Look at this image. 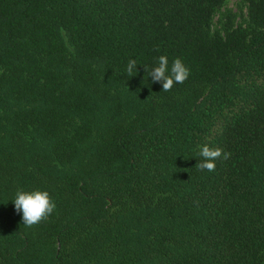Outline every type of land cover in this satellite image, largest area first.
<instances>
[{"label":"trees","instance_id":"trees-1","mask_svg":"<svg viewBox=\"0 0 264 264\" xmlns=\"http://www.w3.org/2000/svg\"><path fill=\"white\" fill-rule=\"evenodd\" d=\"M226 1L0 0V264H264V0Z\"/></svg>","mask_w":264,"mask_h":264},{"label":"clouds","instance_id":"clouds-1","mask_svg":"<svg viewBox=\"0 0 264 264\" xmlns=\"http://www.w3.org/2000/svg\"><path fill=\"white\" fill-rule=\"evenodd\" d=\"M144 69L148 72V76L151 77L153 82L162 83V91L164 92L171 91L175 84L184 83L190 75V69L181 58H175L169 69V61L165 55H160L157 58V66L151 69L144 67ZM134 71H137V61L130 59L126 67V73L132 76ZM198 155L202 159L199 160L195 167L200 171L213 172L216 168L215 161L220 158L227 160L231 153L224 152L221 148L213 149L208 145H203ZM12 202L14 203L15 211L17 213L22 212V224L29 228L46 221L56 209V204L50 194L43 190H17Z\"/></svg>","mask_w":264,"mask_h":264},{"label":"rangeland","instance_id":"rangeland-1","mask_svg":"<svg viewBox=\"0 0 264 264\" xmlns=\"http://www.w3.org/2000/svg\"><path fill=\"white\" fill-rule=\"evenodd\" d=\"M220 11L221 13L214 18L213 22L215 25L219 24L218 21L225 20L224 15H228V13H232L237 22L240 20L241 16L242 18L246 17V10L244 9L242 2L239 0H227Z\"/></svg>","mask_w":264,"mask_h":264}]
</instances>
